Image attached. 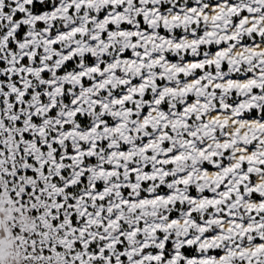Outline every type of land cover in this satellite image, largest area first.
I'll return each mask as SVG.
<instances>
[{"label": "rangeland", "instance_id": "374dc122", "mask_svg": "<svg viewBox=\"0 0 264 264\" xmlns=\"http://www.w3.org/2000/svg\"><path fill=\"white\" fill-rule=\"evenodd\" d=\"M33 1H47L50 11H56L55 16L56 14L61 16L63 10L66 15L54 17L49 21L39 19V13H32L30 9ZM71 1L0 0V264H163L175 252L182 256H204L197 240L174 250L176 241L192 240L199 235L194 228L191 227L187 234H182L180 231L176 233V228L169 227L168 230L172 233L167 235L155 229L161 217H164V220L168 217L184 219L185 212L190 208L178 201L167 204L163 197L157 199L156 196L172 194L173 189L168 186V182L184 176L189 179L185 186L187 195L200 196L202 193L216 198L217 192L224 190L227 179L216 190L212 191L210 184L208 190L202 192L194 184V177L190 171L202 168L216 170L232 164L226 158L230 150L222 151L221 148H217L221 153L213 156V160L219 163V167L213 168L201 156L196 157L193 149L179 147L176 142L165 141L162 145L167 150L157 153L155 155L157 164L153 167L147 166L144 171L158 167L169 170L178 166L181 168L180 172L166 177L163 181L158 179L137 181L138 174L131 170L141 166L142 152L145 157L153 155V151L146 147L147 142L150 139L155 142L156 137L162 133L159 126L156 128L146 126L144 130L137 127L148 112L147 102L157 100L156 109L165 113L164 119L167 122L185 120L187 128H180L181 132L177 138L189 139L188 131L199 122H204L206 116L220 112L212 109L211 103L215 107H220L221 101L214 98L207 102L205 95L199 97L206 109L199 121L195 117L196 111L201 109L200 102L196 104L194 101L196 96L184 90L191 87L189 82L201 74L202 71L199 69L189 71V74L178 72L175 78L169 80L155 76L153 81L156 87H163L162 91L158 88L152 90L151 87H145L142 91V79L146 76L144 70L141 76H136L130 70L124 72L118 66L115 68L112 66L120 57L141 59L146 62L149 58L159 57L161 53L155 51L141 58L144 52L142 48L121 47L120 43L125 41L123 37L117 36L113 40H106V29L114 30V25L109 24L100 32L102 34L100 39L108 42L107 51L92 54L83 47V43H87L94 50L99 49V44L95 40H90L93 34L98 33L94 24L113 7L100 5L93 10L82 4L77 9L70 5ZM227 1L231 4L247 2L251 7H255L256 0ZM202 4L212 5L217 4V1L202 0L201 3H196L195 0H177L171 6L169 2L162 0L157 8L160 12L168 9L179 12L178 6L198 8ZM125 5L124 2L117 10H122ZM132 5L138 6V0H133ZM253 12V15H260L264 13V8ZM247 13L246 10H241L237 15H232L231 24H236L240 15ZM16 15L20 17L15 19ZM84 16L86 32L80 34L76 28ZM90 18H94V21H90ZM136 22L138 29L151 31L144 24L141 15L136 17ZM20 25H23L25 30L22 39L17 40L15 33ZM121 26L133 29L126 23ZM192 28L193 35L189 33L190 27L175 28L168 33L159 26L157 34L172 37L176 41L183 36L194 38L208 29L202 23L193 25ZM52 37H58V41L49 48L48 42ZM258 40L264 42L263 36L254 32L248 35L241 34L243 44L254 45ZM162 47L163 57L180 66L184 62L200 60L203 58V52H212L226 47V44L213 42L199 45L195 56L189 55L188 49L184 52L181 50L172 52L164 45ZM78 48H83L81 54ZM96 63L99 72L81 77L77 85L74 82H62L57 78L61 73H77L84 66ZM205 68L215 71L214 67L208 65H205ZM150 70L160 72L158 68ZM221 70L227 71L233 78L245 79L251 75L243 63L233 73H230L226 63H223ZM108 76L111 79L109 78V83L103 87L102 83L108 80ZM202 83L204 84V81ZM87 86H90V89H84ZM263 90L264 85L261 89H253L258 94ZM207 91H214L215 95L220 93L219 89L210 87H207ZM129 94L139 99V104L131 101L127 97ZM116 99L120 102L118 103ZM245 99L235 91H229L222 101L225 105L238 107ZM100 104H103V107ZM258 105L244 112L245 116L264 120V103L259 102ZM126 110L131 112L124 113ZM229 112L230 110L226 109L225 113ZM103 126H109L111 134L107 137L100 136L93 144L87 138L80 140L69 133V129L81 133ZM213 127L217 139H232L224 137L226 128L220 130L216 124H213ZM118 129L127 133L132 145L120 139ZM164 131L170 137L177 134V131L174 133L167 125ZM193 140L194 147L198 150L205 146L203 138L199 141L196 138ZM233 146L255 150L258 143L256 139L251 138L245 141L236 140ZM262 146L264 147V143ZM91 147L93 152L88 155L85 151ZM129 147H133L130 149L133 150L131 160L118 159V163L112 164L113 152L119 149L129 151ZM87 166L91 167L95 178L89 171L84 170ZM245 168L246 163L242 162L235 171L242 172ZM259 168L264 170L263 165H259ZM254 180L255 176L249 174L244 182L252 184ZM125 181H137L138 184L131 188L123 184ZM239 188L242 194L243 186L239 185ZM101 190L105 194L99 196L98 192ZM252 196L260 199V195L256 193H252ZM234 199V195H231L225 202L228 204ZM130 201L134 204L133 208L127 206ZM151 207H157L154 214L149 212ZM219 208L218 216L226 218V214L222 212L225 206L219 205ZM238 211L246 223L244 211L241 209ZM141 212L144 214L143 219L134 224L132 218ZM258 215L264 217V213L260 212ZM124 216L128 218H122ZM188 216L192 217L195 223L203 225L205 219L215 217V214L210 207L203 213L190 210ZM255 219L258 220L259 216ZM232 220L239 221L236 216ZM127 233H133L134 239L129 240L126 237ZM217 233L219 229L210 224L206 232L199 235V240L215 236ZM262 234L264 235V226ZM247 239L244 236L240 241H223L222 246L210 249L207 253L215 256L222 252L227 253L231 263L244 264L245 262L238 260L234 253L238 248L246 247ZM144 240H148L149 243L139 250ZM160 242L163 243L161 248L157 245ZM255 242L261 243L262 240L256 238ZM127 251L131 254L126 253ZM148 251L160 254V259L151 261L143 258ZM178 264H183V260Z\"/></svg>", "mask_w": 264, "mask_h": 264}, {"label": "bare ground", "instance_id": "6f19581e", "mask_svg": "<svg viewBox=\"0 0 264 264\" xmlns=\"http://www.w3.org/2000/svg\"><path fill=\"white\" fill-rule=\"evenodd\" d=\"M26 1L29 2L30 0ZM132 1L133 0H72L70 5H74L77 9L82 4L93 10L100 5H110L113 7V9L107 11L106 14L94 24L98 29V33L93 34L90 37V40H95L99 44V49L94 50V48L87 43H83V47H85L87 51L92 52V54L106 52L108 42L100 39L102 35L100 32L103 31L107 25L112 24L114 25V30L109 28L106 29V40H113L117 36L123 37L125 41L120 43L121 47L142 48L144 52L141 54V58L149 56L155 51L161 53L159 57L154 59L149 58L146 62L141 59L131 60L120 57L118 61L113 64L112 67L115 68L118 66V68L124 72L130 70L136 76H141L142 71L144 70L146 76H143L142 79V91L145 87H151L152 90L158 88L162 91L163 87H156L153 81V77L155 76L164 77L169 80L170 78H175L178 72L189 74V71L199 69L202 71L201 74L191 80L189 84L192 86L186 88L184 91H189L196 96L194 100L196 104H199L200 102L199 97L202 98L204 95L207 98V102L208 100L211 102V99L217 98L218 101H221V104L220 107H215L214 104L211 103V108L217 109L220 112L213 113L212 116H206L204 122H199L191 131L187 132L190 138L185 139L181 137L177 138V135H180L181 132L180 128H187L185 120L180 122H167L164 119L165 113L156 109L157 100L156 102H147L146 105L148 106V112L145 117L142 118L137 127L144 130L146 126H150L151 128L159 126L162 133L156 137L155 142L153 139H150L147 142L146 147L153 151V155L145 157L141 151V166L132 169L131 172L138 174L137 181L143 179H158L159 181H163L166 177L180 172L181 168L178 166H174L169 170H166L163 167H158L156 169L151 168V171H144L147 166L150 165L153 167L157 164V159L155 158L157 153L167 150L164 149L162 145L165 141H170L171 143L176 142L179 147L185 146L188 149H193L194 154L197 155L196 157L201 156L204 160L208 161V164L213 168L219 167V163L213 160V156L220 155L221 153L220 151H217V148H221L222 151L229 149L230 153L226 155V158L232 163L230 165H225L224 167H219L216 170L202 168L190 171V174L192 173L194 177V184L197 189L202 192L208 190L210 184H212V191L216 190L217 187L223 184L224 180L227 179V182L224 184V190L218 191L216 198L203 195L202 193L200 196L187 195L185 192V186L189 183V179L184 176L168 182V186L173 189L172 194H157L158 196H156V198L160 199L163 197L167 204H173L178 201L188 205L190 207L189 211L194 210L203 213L207 208L212 207L215 217L210 216L209 219L204 220L203 225H200L195 223L192 217L188 216L189 211H186L184 219L168 217L164 220V217H161L159 222L155 225V229L164 232L166 235L172 233L168 230L169 227L176 228L175 232L178 233L180 231L182 234H187L188 229L192 227L199 235H203L210 224H214L219 229V233L212 237H205L204 239L199 240L198 235L192 240L176 241L174 243V250L176 251L182 245H189L197 240L198 247L203 250L204 256H182L175 252L170 258H167L163 264H178L180 260H183V264H233L231 263L229 254L222 252L215 256L207 253V251L218 248L223 241H240L244 236L248 238V244L245 248H238V250L235 251L234 254L236 258L241 261L243 260L245 262L244 264H264V235L262 234L264 217L258 215L260 212L264 213V170L259 168V165L264 166V147L262 146V143H264V120L260 121L255 117H247L244 114V112H248L251 109L258 107L259 102L264 103V90L260 94L253 91L255 88L261 89L264 85V42L258 40L254 45L247 43L243 44L241 42V34L248 35L252 32L261 35L264 38V13L253 15V11L264 8V0H256L254 2L255 7H251L247 2L231 4L227 0H216L217 4H202L198 8L188 5L178 6L177 11L179 12H173L171 9H168L165 12H160L157 5L162 0H138V6H133ZM166 1L172 6L177 0ZM124 2L126 5L122 10H117V7L122 6ZM195 2L201 3L202 0H195ZM205 8L207 11H204ZM241 10H246L248 13L241 14L240 19L236 24L232 25V15H237ZM53 11L54 10L42 11L39 13L38 17L39 19L49 21L54 17H63L66 15L65 10H63L61 16L57 14L55 16L56 11ZM138 15L142 16L144 24L148 26L151 30L150 32L138 29L136 22V17ZM89 20L94 21V18H90ZM123 23L131 25L133 29L129 30L124 28L121 26ZM199 23H202L203 26L208 29L202 31L200 35L194 38L183 36L174 41L172 37L157 34V28L160 26L168 31V33H171L175 28L185 29L190 27L189 33L193 35L194 29L192 26ZM85 24L86 19L84 16L83 21L76 28V31L80 34H84L86 32ZM133 37L135 40H133ZM57 38L58 37H52L49 39V42L47 41L49 48L52 44L58 41ZM231 40L232 43H230ZM213 42L216 44L224 42L226 47L219 48L212 52L205 51L202 53V59L184 62L180 66H176L175 62L165 59L161 52L163 48L162 45H164L166 48L171 49L172 52H176L177 50L184 52L188 49L189 55L195 56L199 45H208ZM82 51L83 48H78L80 54ZM223 63L227 64L230 73L237 71L240 64L243 63L246 66V71L250 72L251 75L246 76L245 79L230 77V74L227 71L221 70ZM205 65L214 67L215 71L213 72L210 69H206ZM151 68H158L160 72L155 73L150 70ZM98 72L99 67L96 63L84 66L77 73H61L57 78L62 82H74L77 85L80 83L81 77H88L91 74ZM223 77H226L227 79L224 80ZM109 78L111 79V77L108 76V80H105L106 82L102 83L103 87H105V84L109 83ZM202 81H204V84ZM207 87H210L211 89H219L220 93L215 95L214 91L208 92ZM84 89L88 90L90 89V86L84 87ZM131 91L129 93H131ZM229 91H235L240 97L246 98L245 101L238 107L225 105L222 100ZM127 97L136 104H139V99L133 98L131 94ZM116 101L118 103L120 102L119 99H116ZM200 104L199 107H201V109L197 110L195 113V117L198 121L206 109L204 103L200 102ZM101 107H103V104ZM226 109H229L230 112L225 113ZM130 112L129 110L124 111V113ZM110 113L117 114L119 111L117 113ZM213 124H216L217 128L220 130L226 128L224 137H232V139H217L214 135L215 129ZM166 125L169 126L174 133L177 131V134H174V137H170L165 133L164 128ZM69 131V133L74 135V138L76 137L80 140L87 138L92 144L100 136L107 137L111 134L109 126H103L97 130L90 129L81 133H75L72 129H69ZM183 131L185 132V130ZM117 132L119 133L120 139L131 144V139L127 136V133H125L124 130L118 129ZM71 137L73 138V136ZM193 138H196L197 141L203 138L205 146L198 150L194 147L195 141ZM251 138L257 140L258 146L255 150H247L243 147L233 146V143L236 140L245 141ZM130 149H133V147H129V151L119 149L113 152V158H111L112 164L118 163V159L130 161L133 155V150L131 151ZM92 152V147L85 151L88 155ZM71 157L73 158L74 155ZM242 162L246 163L245 170L242 172L235 171L237 167H240ZM84 170L89 171L93 178L96 177V175L93 174L91 167L87 166ZM249 174L255 176L254 183L252 184L244 182L247 180ZM137 181H125L123 184L133 188L138 184ZM179 185H183V187H180ZM239 185L243 186L244 192L242 194L240 193ZM252 193L260 195V199L253 197ZM103 194H105V192L102 190L98 192L99 196ZM231 195H234L235 199L226 204L225 201L230 199ZM219 205L225 206V209L222 212L226 214V218L218 216L220 210ZM127 206L133 208L134 204L130 201L127 203ZM238 209L244 211V216L247 218L246 223L243 222L244 218L239 213ZM156 211L157 207H151L149 210L152 214ZM142 216H144L142 212L136 214V216L132 218L134 224H138V222L143 219ZM235 216L239 221L235 222L232 220ZM256 216H259L258 220L255 219ZM122 218L128 217L124 216ZM252 232H255V234L253 235ZM236 235H238V238H236ZM126 237L129 240H132L134 239V234L127 233ZM256 238L262 240V242L254 243V239ZM148 243V240H144L139 250L145 248ZM162 244L163 243L160 242L157 245L161 248ZM126 253L131 254L130 251H127ZM232 256L234 257V255ZM160 257V254H155L151 251L146 252L143 256V258L151 261L159 260Z\"/></svg>", "mask_w": 264, "mask_h": 264}, {"label": "trees", "instance_id": "16d2710c", "mask_svg": "<svg viewBox=\"0 0 264 264\" xmlns=\"http://www.w3.org/2000/svg\"><path fill=\"white\" fill-rule=\"evenodd\" d=\"M30 9L32 13H40L45 10H50V6L48 5L47 1H43V2L33 1L30 5ZM19 17H20L19 15H16L15 19H18ZM24 30H25V27L23 25H20V28L15 33L17 40L22 39V34L24 33ZM186 255H188V253H186Z\"/></svg>", "mask_w": 264, "mask_h": 264}]
</instances>
